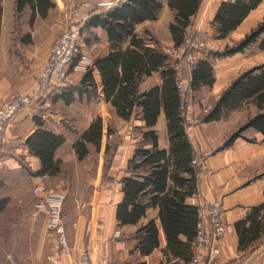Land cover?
<instances>
[{"label":"crops","instance_id":"crops-1","mask_svg":"<svg viewBox=\"0 0 264 264\" xmlns=\"http://www.w3.org/2000/svg\"><path fill=\"white\" fill-rule=\"evenodd\" d=\"M28 1L32 4L18 10V0H0V35H6L5 22L14 15L29 10L33 18H45L57 3L56 0H47L49 7L44 16L39 11L37 0ZM227 1L236 2L202 0L186 25V37L189 34L201 37L208 49L195 71H188L194 84L191 113L202 119L208 114L202 111L203 107L210 102L214 104L241 71V62H234L247 47L233 55L219 56L217 52L236 44L264 19L262 0L251 8L235 29L221 37L213 21L222 3ZM160 2L157 17L136 23L133 35L117 45L111 43L104 28L85 27L88 19L83 16L72 22L71 28L77 27L81 53L89 62L87 70L71 69L70 79L74 88L40 94L32 106L23 108L8 123L0 141V264H6L8 254L14 255L17 264H75L84 246L89 247L95 264L102 257H107L111 264H188L192 259L195 239L191 244L187 235L179 233L178 239L169 240L159 204L153 206L146 199L148 205L134 222L124 224L117 216L125 197L123 181L131 175L127 170L130 160L140 145L153 147L154 143L145 133L155 130L158 148L167 152L171 148L166 99L168 84L164 75L166 64L153 67L149 49L164 52L166 46L175 45L170 25L176 23L178 12L171 0ZM106 11L93 10L91 14L99 15ZM30 34L23 42H34L35 52L30 53L33 59L30 70L22 69L20 80L28 83L23 94L38 92L32 72L38 74L43 69L52 42L49 39L33 41ZM252 45L258 46L259 43L249 46ZM126 50H133L140 57L137 66L129 72L133 75L132 82L125 81V60L122 57L114 69L117 87L107 99L96 60L110 52L121 51L124 54ZM88 72L91 75L86 77ZM11 84L10 75L0 78V103L2 88L6 87L9 93L17 91ZM171 84L174 95L175 85ZM133 85L136 86L133 88L135 95L129 92L128 100L138 97L139 100H147L152 93L159 100L158 115L153 125L147 124L142 106H134L127 111L128 115L118 113L117 94L123 86L131 90ZM254 113V107L244 106L228 110L220 119L201 121L187 129L195 156L204 162V167L198 176L197 190L186 195L184 202L208 207L219 201L226 213L227 234L219 240L220 252L208 256L204 264L263 263L264 134L256 128H248L243 131V136L226 145L231 134ZM93 125L94 131L100 126V135L91 130ZM42 130L63 138L62 143L53 149L49 162L39 153L40 147L34 145L37 141L34 137ZM86 160L90 161L83 170L87 174L84 181L89 188L88 198L77 194L72 201L73 209H70L68 197L73 193L70 182L77 179V169L84 166ZM170 184H173L171 178L168 186ZM36 186L58 189L66 194L63 218L72 250L67 255L58 256L55 261L50 259L58 251L55 232L49 228L46 218L40 216L36 220L32 216L37 200L33 193ZM132 208L130 205L129 210ZM150 221L156 223L158 242L152 252L145 253L142 251L145 242L137 235ZM187 241L189 244L185 243Z\"/></svg>","mask_w":264,"mask_h":264},{"label":"trees","instance_id":"trees-1","mask_svg":"<svg viewBox=\"0 0 264 264\" xmlns=\"http://www.w3.org/2000/svg\"><path fill=\"white\" fill-rule=\"evenodd\" d=\"M37 1L41 15L45 16L49 1ZM261 1L236 0L234 3L231 1L223 2L213 21L220 36L223 37L229 31L235 29L238 23L248 15L251 8ZM18 2V10H22L26 4H32L28 0H18ZM201 2L202 0H171V4L178 12L176 23L170 25L176 46L185 43L186 25L189 23L190 17L197 12ZM160 7V0H122L120 4L102 14L92 15L87 20L85 27L100 26L108 32L111 43L121 44L126 37L133 35L136 23L147 19H155ZM254 42H258V47L264 51V19L236 44L226 47L217 54L219 56L233 55L237 51H243ZM122 57L125 60L123 64L124 78L127 83H130L133 75L129 72H131V68L137 66L140 59L137 53L134 54L133 50H126L124 54L121 51L110 52L106 57L96 60V65L103 76L107 99L117 87L114 69ZM149 60L153 67H157L160 63H162L161 65L166 64L164 75L167 76L168 84L166 99L168 100V128H170L171 148L169 152L158 148L155 130L145 133V136H148L154 143L153 147L145 148L140 145L135 151L133 159L130 160L127 170L131 175L126 176L123 181L125 197L119 205L117 216L124 224L134 222L140 218L141 213L146 208L145 205H148L147 203L153 206L159 204L169 240L178 239L179 233H183L188 236V241L191 243L197 235L198 206L185 203L184 197L197 190V180L202 168L201 160L195 156L193 145L187 134L189 126L179 113V98L175 84L177 70H175L173 59L163 50L151 48L149 49ZM165 60H167L166 63ZM89 75H91L90 72L86 74V77H89ZM171 83L175 85L174 95L172 94ZM192 86H194L193 78ZM133 88H136V86L133 85L131 90L125 86L120 89L117 94L118 113L123 116L128 115L127 111H131L134 106H142L147 124L153 125L158 115L159 100L154 96L155 93H152L147 100H139V97L138 99L128 100L129 92L135 95V89ZM244 106L247 108L254 107L255 113L241 124L237 131L231 134L226 145L243 136V131L248 128H256L264 134V64L252 66L251 69L238 74L224 88L219 95V99L212 104L209 113L202 121L210 122V120L220 119L228 110L239 109ZM91 130L94 134L100 135L101 133L100 126L94 131L93 125ZM34 139L37 140L34 145L40 147L39 153L46 157L47 162L50 161L53 149L63 141L61 136L45 130L37 133ZM246 139L253 141L249 138ZM170 178L173 180V184L168 186ZM146 199L149 200L147 203H145ZM130 205H133L131 210H129ZM137 236L145 242V245H142V251L145 253L152 252L158 242L156 223L154 221L148 222L144 227H141ZM188 241L185 243L189 244ZM177 242L180 243V241Z\"/></svg>","mask_w":264,"mask_h":264},{"label":"built area","instance_id":"built-area-1","mask_svg":"<svg viewBox=\"0 0 264 264\" xmlns=\"http://www.w3.org/2000/svg\"><path fill=\"white\" fill-rule=\"evenodd\" d=\"M121 1L106 0L103 3V10H109L120 4ZM185 40V43L179 44V46H166L164 52L173 59L175 70H177L175 84L179 98V113L188 126H193L201 122L202 119L191 113L193 86L192 79L190 75L185 73V69L189 72L195 70L201 56L207 52V47L203 40L189 37H186ZM51 44L47 61L37 75L38 92L35 95L15 94L0 103V141L3 139L4 131L14 115L23 108L33 105L39 95L46 91L59 92L69 88L72 84L71 69L87 70L89 62L81 53L78 31L75 29L64 30ZM211 107V103L206 104L202 111L209 113ZM200 163L204 167V162L201 161ZM33 193L37 196L32 213L33 218L39 219L40 216L46 218L49 228L57 236V254L50 256V259L55 261L58 256L67 255L72 250L63 218L66 194L58 189H42L40 186L34 187ZM197 214L195 251L188 264H204L208 256L218 254L220 252L219 240L227 234L226 213L219 201L213 202L208 207L199 204ZM75 261V264H95L91 259L88 246L81 249L80 255ZM5 263L17 264L13 254L7 255ZM97 264H111V261L107 257H102ZM262 264H264V258Z\"/></svg>","mask_w":264,"mask_h":264},{"label":"rangeland","instance_id":"rangeland-1","mask_svg":"<svg viewBox=\"0 0 264 264\" xmlns=\"http://www.w3.org/2000/svg\"><path fill=\"white\" fill-rule=\"evenodd\" d=\"M56 2V6L49 11L48 16L45 18H33L31 16V12L26 10L19 15H14V18L11 17L6 20L5 25L7 33L4 36L0 35V78L2 76L10 75L12 78L11 86H14L17 91L9 93L6 87L2 88V101L7 99L9 96L22 94L27 91L28 83L22 79L20 80L22 76L21 73L24 68L26 71L27 69L30 70L33 61L30 53L35 52L33 51L35 46L34 42L31 44L23 42L25 41L24 39L27 35L31 33L30 35L32 36L33 41L39 42L49 39L50 42H53L65 29H72L70 24L75 22L80 17H88L87 19H89L92 16L91 13L93 10L103 11V3H105L106 0H56ZM76 28L77 27H75V29ZM187 37L191 39L203 40L199 36H193V34H189ZM238 61L241 62V71L238 73L240 74V72L242 73L251 69L252 66L264 63V52H262L257 45L249 46L245 51H243V54L235 60L234 63H238ZM185 73L188 75L187 69H185ZM32 74H34L33 77L37 81L38 85V74H36V72H32ZM74 87L75 86L71 84V86L67 89ZM30 95H35V93ZM192 96L193 91L191 98ZM65 116H67V114H65ZM197 117L201 118L200 116ZM69 120L73 121L71 119ZM199 123H196V125ZM89 163L90 161L86 160L84 162V166L77 169L78 175L76 174V178L78 180L73 179V182H70V187L73 188L72 195L68 197V202L70 203L68 208L70 209H73L72 201L77 194L85 199L88 198L89 188H87L86 182L84 181L87 174L84 173L83 170H85L86 165Z\"/></svg>","mask_w":264,"mask_h":264}]
</instances>
